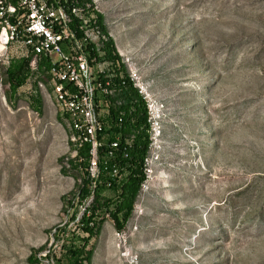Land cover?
<instances>
[{
    "label": "rangeland",
    "instance_id": "1",
    "mask_svg": "<svg viewBox=\"0 0 264 264\" xmlns=\"http://www.w3.org/2000/svg\"><path fill=\"white\" fill-rule=\"evenodd\" d=\"M92 1L98 57L114 83L138 71L159 134L149 183L120 231L104 215L89 264H264V0ZM107 39L118 60L103 57ZM22 60L20 83L4 85ZM29 61L0 48V264H62V238L86 237L69 217L91 196L65 204L80 146Z\"/></svg>",
    "mask_w": 264,
    "mask_h": 264
},
{
    "label": "built area",
    "instance_id": "2",
    "mask_svg": "<svg viewBox=\"0 0 264 264\" xmlns=\"http://www.w3.org/2000/svg\"><path fill=\"white\" fill-rule=\"evenodd\" d=\"M96 3L0 0V48L16 45L21 56L30 58L29 65L34 69L38 61L48 63L46 80L44 83L38 81L37 87L66 115L67 124L74 133L71 140L79 146H89L88 173L92 180L97 177L95 160L96 149L102 145L98 140L104 130L102 117L120 104L117 96L125 86L121 78H115L114 83L113 75L98 57L101 35L95 23ZM126 78L147 111L148 142L141 164L143 180L139 186L142 191L152 176L159 125L148 85L140 79L133 65L126 67ZM122 116V112L117 113V129L121 128ZM132 139L121 140L117 132L108 143L107 156L112 157L121 142L124 147H130ZM114 175L116 169L110 174Z\"/></svg>",
    "mask_w": 264,
    "mask_h": 264
},
{
    "label": "trees",
    "instance_id": "3",
    "mask_svg": "<svg viewBox=\"0 0 264 264\" xmlns=\"http://www.w3.org/2000/svg\"><path fill=\"white\" fill-rule=\"evenodd\" d=\"M88 2L89 0H80ZM102 18L97 15V24L103 34L106 35L102 26ZM103 57L110 61L118 60L110 39H107L102 46ZM27 60H22L16 65H9L4 73V85L10 87L18 85L22 80ZM49 65L41 61L38 65L41 73L48 69ZM15 82V83H14ZM126 82V80H125ZM12 85V86H11ZM120 104L115 109H110L108 116L102 117L104 130L98 136L101 146L96 149L95 166L97 177L92 180L89 177V146L81 145L75 149V157L68 162L78 166L82 177L76 194H71L70 199L65 204L72 207V202L76 198L78 203H82L89 196L91 201L87 207L83 208L79 218H76L77 210L72 211L69 220L76 219V228L86 237H80L74 241L72 238H62L60 249L62 252L60 263L62 264H89L92 254L91 249H86L88 240L95 236L105 214L112 221L116 231L123 228L133 209V202L137 196L139 186L143 180L141 171L142 159L147 150V125L146 114L142 101L135 90L127 83L123 86L117 96ZM122 112L121 128L117 129V113ZM120 133V138L133 135L130 147H124L122 142L114 150L113 156H107L108 143L116 133ZM112 169H116V175L110 176ZM94 187L91 189V183ZM103 189H109L114 193V198L107 199L101 195ZM66 197H63V200ZM111 206V209H109Z\"/></svg>",
    "mask_w": 264,
    "mask_h": 264
}]
</instances>
